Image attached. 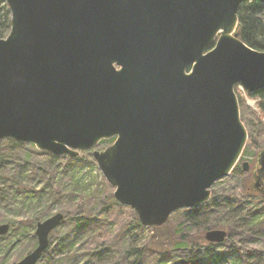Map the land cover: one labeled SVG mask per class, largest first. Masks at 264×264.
Returning <instances> with one entry per match:
<instances>
[{
  "label": "water",
  "instance_id": "obj_1",
  "mask_svg": "<svg viewBox=\"0 0 264 264\" xmlns=\"http://www.w3.org/2000/svg\"><path fill=\"white\" fill-rule=\"evenodd\" d=\"M4 1L0 140L54 155L91 150L114 198L143 226L210 198L249 137L235 86L264 89V50L239 35L244 0ZM254 162L264 179V148ZM63 217L37 221L35 246L12 264H36ZM9 226L0 223V236ZM204 238L222 242L226 231Z\"/></svg>",
  "mask_w": 264,
  "mask_h": 264
},
{
  "label": "rangeland",
  "instance_id": "obj_2",
  "mask_svg": "<svg viewBox=\"0 0 264 264\" xmlns=\"http://www.w3.org/2000/svg\"><path fill=\"white\" fill-rule=\"evenodd\" d=\"M235 90L237 95H241L247 104H255V98L248 96L247 91L243 88L236 86ZM22 144H25V146L9 149L5 144L0 143V185L6 188V194L0 198V214L15 221L13 228L10 227L7 233L0 236V264H12L18 261L35 246L36 236L34 229L37 221L43 220L58 211L64 215V209L70 204H73L75 208L69 214L79 211L84 214L94 215L100 211L105 202L101 198L102 192H105V184L101 180L104 176L94 161L91 150H84L86 151L85 154L80 152L75 157L55 155L60 158H52L42 153L46 151L37 149L31 143ZM107 144L96 146V148L101 149ZM253 155L252 153L242 154L232 172L217 179L210 187L211 195L206 202L209 200L220 201L223 195L230 197L235 192H242L243 189L245 190L244 194L247 195L246 186L248 184L252 185L254 183L256 186L258 182V185H260L264 179L257 180L255 177L257 165L252 161L255 156ZM245 160L248 161L249 167L247 170H242V162ZM19 164H22V168L27 169L28 173L27 171L23 172L26 175L20 176L18 174L19 168H21ZM12 178L16 181L20 180L22 185L19 186L13 183L11 181ZM250 189L251 186L248 187V190ZM57 191L60 193H56ZM95 191L99 192V197L92 199V201H86L77 207L82 196H90V193ZM111 193L113 194V189ZM251 193L253 194L252 191ZM246 207L257 213L255 225H238L236 229L240 230V234H237L238 237L234 236L231 240L238 243L239 238L246 239L249 236V239L245 240V245L247 248H255L256 255L247 260L232 256L218 264H264V199L260 200L259 195H255L250 199ZM216 208L210 207L213 212L208 211L209 220L215 224L212 228L224 229L228 236L229 232L223 226L230 223L233 224L232 221H234L236 213L234 214L229 207H222L217 210ZM183 209L190 208H180L169 216L167 221L170 223L168 230L170 235H167V237H164L162 233H156L153 229L154 227L143 226L142 224L141 228L128 229L129 235L125 236V238L133 237L134 235L137 243L144 242L147 239L150 240V237L158 240V243L154 245L156 247L155 253L147 251V264H181L182 260L188 257L189 251L194 253L196 250L202 252L205 249L216 252L226 250L227 243L229 244L231 241L229 239L226 240L227 236L222 242H211V245H207L204 240L200 241L195 234L201 233L204 236L208 228L203 231L193 225H185L183 223V214L178 213V211ZM241 209L244 210V208ZM36 218L38 219L35 220ZM2 222L7 221L0 220V223ZM61 222L57 226L58 234H62L66 228V221ZM183 233L189 236L187 243L178 245L172 235L177 237ZM49 236L51 237L52 233ZM79 243L80 239L77 241V244ZM163 248H168L167 250L170 251V254H167V251H164ZM251 251L255 252L254 249H251ZM121 262L123 263L122 259Z\"/></svg>",
  "mask_w": 264,
  "mask_h": 264
},
{
  "label": "trees",
  "instance_id": "obj_3",
  "mask_svg": "<svg viewBox=\"0 0 264 264\" xmlns=\"http://www.w3.org/2000/svg\"><path fill=\"white\" fill-rule=\"evenodd\" d=\"M237 17L241 39L254 49L264 50V0H244L238 7ZM9 29L10 11L6 2L0 0V37H5ZM247 95L255 98L256 101L254 105H249L243 100L241 95H238L240 116L249 131L248 141L243 154L252 153V155L256 156L257 151L264 147V89L247 93ZM108 141L102 140L99 145L103 146ZM0 143L5 144L9 149L25 146V144L12 139H3L0 140ZM81 152L83 154L86 153L84 150ZM42 153L52 158H60L50 152ZM254 159L252 161L255 164ZM21 165L19 164V166ZM26 171L27 169L21 166L18 174L20 176L26 175L23 173ZM101 180L105 184V192H102L101 195L102 200L105 202L100 211L94 215L84 214L79 211L69 214L71 210H74L75 206L73 204L67 205L64 209V218L62 220V222L66 221L67 223L65 231L62 234H58L57 227L52 230V236H49L48 247L36 264H147V251L155 253L156 247L154 245L158 243V240L150 237V240L147 239L144 242L137 243L134 235L133 237L129 236L125 238V236L129 235L128 229H137L142 226L136 212L129 206L120 205L111 193L112 186L103 177ZM11 181L19 186L22 185L20 180L16 181L12 178ZM250 186L253 194L248 190ZM246 189L247 195L244 194L245 190L243 189L242 192H235L230 197L223 195L220 201L209 200L198 208L183 209L178 211V213L183 214V223L185 225H193L204 231L207 228L215 226L214 222L212 223L209 220L208 211H212L210 207H217L216 210L222 207H229L234 214L236 213V217L232 221L233 224L230 223L223 227L229 232L226 240H231L234 236L238 237L237 234H240V230L236 229L238 225H255L257 213L249 210L246 206L255 195H259L260 200L264 199V195L259 192L260 189L264 190V180L258 186H255L254 183L252 185L248 184ZM56 193L59 194L60 192L57 191ZM4 194H6V188L0 185V198ZM90 194V196H82L79 199L80 203L77 207L86 201H92V199L100 195L97 191ZM241 208H244L245 211ZM0 220L7 221L10 227L13 228L14 220L3 214H0ZM211 220L215 221L214 219ZM169 226L170 223L167 221L163 226L154 227L153 229L156 233H162L164 237H167V235H170L168 234ZM195 235H197L200 241H206L201 233H196ZM172 237L180 245L186 244L189 236L183 233L177 237L172 235ZM79 239L80 243L77 244ZM246 239H249V236ZM246 239L239 238L238 243L231 240L229 244L227 243L226 250L223 252L206 249L202 252L196 250L194 253L189 251L188 257L183 259L181 264H218L232 256L247 260L256 255V249L247 248L245 245ZM206 242L207 245L212 244L211 242ZM167 249L163 248L164 251H167V254H170V251ZM251 249H254L255 252H252Z\"/></svg>",
  "mask_w": 264,
  "mask_h": 264
},
{
  "label": "flooded vegetation",
  "instance_id": "obj_4",
  "mask_svg": "<svg viewBox=\"0 0 264 264\" xmlns=\"http://www.w3.org/2000/svg\"><path fill=\"white\" fill-rule=\"evenodd\" d=\"M112 65H113V69L115 71H117L121 68V64L117 63L116 61H113Z\"/></svg>",
  "mask_w": 264,
  "mask_h": 264
}]
</instances>
